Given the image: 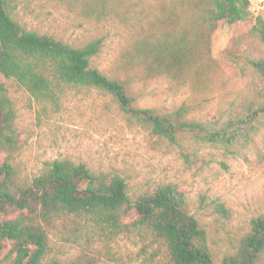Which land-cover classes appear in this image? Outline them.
<instances>
[{"label": "trees", "instance_id": "1", "mask_svg": "<svg viewBox=\"0 0 264 264\" xmlns=\"http://www.w3.org/2000/svg\"><path fill=\"white\" fill-rule=\"evenodd\" d=\"M22 0H0V255L2 264H61L48 259V235L40 222L60 216L82 218L99 237L112 239L144 229L161 240L171 264H255L264 251V215L220 258L208 245L207 232L190 214L188 201L174 184L130 193L117 172L95 170L68 158L47 162L30 182L15 164L19 151L17 104L7 82L38 103L59 102L72 88L96 89L110 95L129 118L171 144L185 140L211 146L247 161L264 131V57L235 41L222 58L250 80L234 93L227 113L217 120L187 118L189 109L162 112L141 108L127 80L104 74L95 64L103 42L96 38L75 46L27 29L16 20ZM89 19L106 15L122 0H78ZM152 19L137 17L144 32L132 44L133 57L150 77L170 79L195 90L212 84L217 65L210 54L211 37L222 25L244 21L249 0H168ZM252 35L264 42V21L256 17ZM254 154L264 167V147ZM215 210L228 215L223 203ZM76 264V263H68Z\"/></svg>", "mask_w": 264, "mask_h": 264}, {"label": "rangeland", "instance_id": "2", "mask_svg": "<svg viewBox=\"0 0 264 264\" xmlns=\"http://www.w3.org/2000/svg\"><path fill=\"white\" fill-rule=\"evenodd\" d=\"M78 2L22 0L15 17L27 29L71 45L102 39L94 64L108 76L127 80L141 108L169 112L184 105L189 109L187 118L217 120L227 113L234 93L242 92L250 80L248 73L224 61L223 51L238 41L264 57V42L251 32L256 17L264 21V0H249L244 21L222 25L213 33L210 54L217 69L210 87L200 91L150 77L133 57V41L146 26L136 25L137 17L152 19L161 4L171 7L168 0H122L99 20L85 18ZM7 84L17 104L20 149L15 164L22 180L30 182L47 162L68 158L95 170L117 172L130 193L174 184L186 197L190 214L207 232L216 258L238 244L252 219L264 215V167L254 154L255 147H264V131L255 137L244 161L220 148L158 139L125 115L110 95L96 89L72 88L52 104L38 103ZM218 203L228 209L227 216L215 210ZM40 223L48 235V259L61 264H171L164 243L144 229L105 239L76 216ZM255 264H264V251Z\"/></svg>", "mask_w": 264, "mask_h": 264}]
</instances>
